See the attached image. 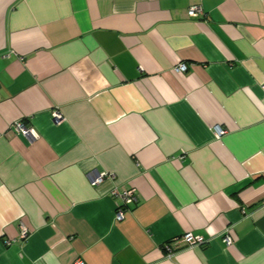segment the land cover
Wrapping results in <instances>:
<instances>
[{
    "label": "crops",
    "instance_id": "1",
    "mask_svg": "<svg viewBox=\"0 0 264 264\" xmlns=\"http://www.w3.org/2000/svg\"><path fill=\"white\" fill-rule=\"evenodd\" d=\"M262 83L264 0H0V264H264Z\"/></svg>",
    "mask_w": 264,
    "mask_h": 264
},
{
    "label": "built area",
    "instance_id": "2",
    "mask_svg": "<svg viewBox=\"0 0 264 264\" xmlns=\"http://www.w3.org/2000/svg\"><path fill=\"white\" fill-rule=\"evenodd\" d=\"M202 7L199 4L196 5H191L190 7H188V14L191 16H195L199 13H202ZM175 70L177 71H184L186 69V64L184 62H180L177 65H175ZM262 88L264 90V83H262ZM53 115L55 116V118H63L61 111H59L58 109H54L53 111ZM13 126L15 127L16 130L22 132L25 135L30 134V128L28 126H26L22 121L20 120H16L13 123ZM225 131V129L217 126L216 127V135H220L221 133H223ZM104 174H109L112 175V173H99L96 176H94L92 178V182L93 183H97L99 182ZM114 193H116L117 195L121 196L122 201L125 204H128L129 202L133 201L135 199V193H134V189L130 188V189H124L122 191H118L117 188L113 189ZM124 216V209L121 206L117 207V211L115 213V217L116 219H120ZM29 228L28 226L25 224V222L21 221L20 223V233L22 234V236H25L29 233ZM183 239L185 241H187L190 245H194L197 243H202L205 241L204 237L200 234H193L191 232H186L183 235ZM225 240L227 243H230L232 241L231 235L227 232L225 235ZM70 264H86L85 261L81 258H77L75 259L73 262H71Z\"/></svg>",
    "mask_w": 264,
    "mask_h": 264
}]
</instances>
